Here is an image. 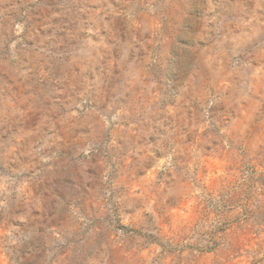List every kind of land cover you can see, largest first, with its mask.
Returning a JSON list of instances; mask_svg holds the SVG:
<instances>
[{
  "label": "clouds",
  "instance_id": "clouds-1",
  "mask_svg": "<svg viewBox=\"0 0 264 264\" xmlns=\"http://www.w3.org/2000/svg\"><path fill=\"white\" fill-rule=\"evenodd\" d=\"M0 264H264V0H0Z\"/></svg>",
  "mask_w": 264,
  "mask_h": 264
}]
</instances>
